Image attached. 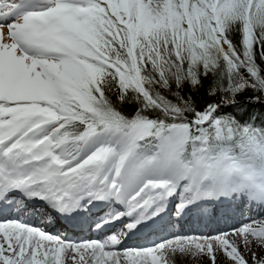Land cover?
Instances as JSON below:
<instances>
[{
    "label": "snow or ice",
    "instance_id": "1",
    "mask_svg": "<svg viewBox=\"0 0 264 264\" xmlns=\"http://www.w3.org/2000/svg\"><path fill=\"white\" fill-rule=\"evenodd\" d=\"M0 264H264V0H0Z\"/></svg>",
    "mask_w": 264,
    "mask_h": 264
},
{
    "label": "bare ground",
    "instance_id": "2",
    "mask_svg": "<svg viewBox=\"0 0 264 264\" xmlns=\"http://www.w3.org/2000/svg\"><path fill=\"white\" fill-rule=\"evenodd\" d=\"M242 219L243 218L239 216L224 217L223 214H217L215 218L209 217L203 222L192 220L184 224L183 227H180L179 225H177L176 227L172 229L161 231L158 235H152L147 238L143 235L140 236L141 238L135 237L134 239H130L128 241V244L129 245L150 244L153 241H158L164 238H168L174 234L192 235V234H199V233L209 234V233H213L214 231L218 232L222 230L231 231L233 228H237L240 226ZM36 222L38 224L46 223L44 221H40L39 219H37ZM51 231H53L54 233H58L59 226H57L54 229H51ZM75 232L76 231H72L69 234H67L68 237L72 240H84V239L87 240L89 238H96L97 236V234H93V233H92L93 235H89L90 232L87 230L86 227L83 229V231L79 229L78 233H75Z\"/></svg>",
    "mask_w": 264,
    "mask_h": 264
},
{
    "label": "rangeland",
    "instance_id": "3",
    "mask_svg": "<svg viewBox=\"0 0 264 264\" xmlns=\"http://www.w3.org/2000/svg\"><path fill=\"white\" fill-rule=\"evenodd\" d=\"M38 219V218H37ZM213 233H216L215 231ZM85 240V239H84Z\"/></svg>",
    "mask_w": 264,
    "mask_h": 264
},
{
    "label": "trees",
    "instance_id": "4",
    "mask_svg": "<svg viewBox=\"0 0 264 264\" xmlns=\"http://www.w3.org/2000/svg\"><path fill=\"white\" fill-rule=\"evenodd\" d=\"M249 95H251V93H249ZM201 103H202V101H201Z\"/></svg>",
    "mask_w": 264,
    "mask_h": 264
}]
</instances>
